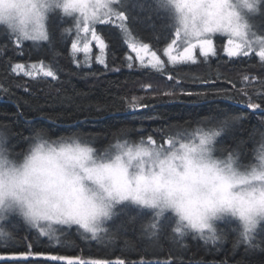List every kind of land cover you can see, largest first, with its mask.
Segmentation results:
<instances>
[{
  "label": "trees",
  "instance_id": "16d2710c",
  "mask_svg": "<svg viewBox=\"0 0 264 264\" xmlns=\"http://www.w3.org/2000/svg\"><path fill=\"white\" fill-rule=\"evenodd\" d=\"M123 10L129 17L127 30L121 32L113 25L102 33L108 44L107 68L95 62V55L90 59V67L87 64L78 67L74 63L73 20L62 16L59 10L49 15L47 28L52 43H45L42 48L34 47L31 41H24L18 47L14 37L9 39L7 31L0 29V132L8 134L9 147L15 146L14 152L22 154L27 143L13 133L30 137L36 129H44L52 139L88 138L98 152L104 153L125 140L129 143L140 137L146 140L152 134L162 143L178 132L191 134L214 127L222 118L241 115L238 127L222 133L217 146L231 149L243 141L241 160H250L255 147L250 137L262 128L260 121L264 118V111L247 108L251 102L261 104L264 109V66L258 58H229L221 47L215 56L200 57L196 64H167L162 73L134 64L129 68L127 35L161 55L173 39L174 28L170 12L157 7L153 0H128ZM259 17L258 28L264 36V3ZM41 61L56 70L57 80L42 75L33 79L23 72L12 71L17 63L28 66ZM169 76L178 83L167 79ZM245 76L247 80L243 79ZM148 78L153 82L150 86L153 90L138 93L139 102H133V91ZM166 84H182L184 90L174 95L155 91ZM189 92L205 93L206 98L196 103L195 96L187 95ZM225 93L231 98L225 99ZM133 104L140 107L133 109ZM150 215L131 205H121L118 215L107 225L109 230L130 217L136 219L127 223L110 242H85L81 239L83 233L77 234L73 229L61 236L60 244L46 237L37 239L34 232L25 231L26 226L18 216L11 215L0 221V229L12 231L15 239L6 247L0 246V256L28 251L44 255L30 257L28 261H0V264H67L46 261L44 257L50 255L80 257L89 264L94 260L114 264L118 259L125 264H264V251H246L245 244L236 243L239 231L234 229H240V225L230 218L216 225L218 231L226 234L225 238L206 242L194 233L174 240L175 219L171 214L166 215L170 219L161 221L162 228L152 237L144 232ZM257 236V242L264 248V231L258 228Z\"/></svg>",
  "mask_w": 264,
  "mask_h": 264
},
{
  "label": "clouds",
  "instance_id": "9594fccd",
  "mask_svg": "<svg viewBox=\"0 0 264 264\" xmlns=\"http://www.w3.org/2000/svg\"><path fill=\"white\" fill-rule=\"evenodd\" d=\"M157 7L166 9L172 16L174 32L179 30L181 38L195 41L197 33L227 20L222 15L231 12L232 20L248 26L244 12H259L264 0H153ZM68 0H0V29L22 36L39 26L47 27L49 15L59 10L62 16L74 19L78 12L65 11ZM223 34V28L218 29ZM225 118H222V120ZM8 136L0 132V210L4 215L18 216L30 223L33 216L47 224L69 213L95 212L97 227L106 228L118 215L121 205H131L151 214H171L179 224H186L184 210L198 211L206 216L212 228L226 218L236 221L241 229L243 219L238 210L221 207L224 178L231 179V194L237 199L259 197L264 185L240 183V177L222 164H214L215 156L201 158L198 153L191 156V164L183 158V149L177 144L172 149L161 150L159 160L139 167V161L129 165L127 157L110 149L98 153L79 136L66 139L49 137L44 129H36L20 157L13 155ZM120 157L127 168L126 174L119 171H104L108 166L116 169ZM160 161H163L161 163ZM254 163L259 165L261 161ZM240 171V170H237ZM127 181L139 187L141 200L120 199L116 188ZM139 181V184H138ZM49 218H52L50 221ZM256 227L264 224V212L255 216ZM199 235L198 233H196Z\"/></svg>",
  "mask_w": 264,
  "mask_h": 264
},
{
  "label": "snow or ice",
  "instance_id": "6c2138e0",
  "mask_svg": "<svg viewBox=\"0 0 264 264\" xmlns=\"http://www.w3.org/2000/svg\"><path fill=\"white\" fill-rule=\"evenodd\" d=\"M127 6V0H68V4L65 6V11L71 15L69 9L78 12V15L72 19L73 26L76 29L77 34H83L82 39L77 42L73 41L71 43V50L73 53H84L88 57L86 61L87 66H91L90 59L93 48V42H95L96 48L99 49V54L95 57V62L99 65H103L105 68L108 67L106 63V54L108 44H106V37L102 35L104 30L109 26H115L121 32L127 30V21L129 20L128 15H126L124 8ZM234 14L231 12H226L222 15V19L227 20L224 25L217 24L214 28H208L203 34L197 33V39L195 41H190L181 38V33L176 30L173 34L174 38L167 48L164 49V55L168 57V61L172 65L177 64H196L197 55L196 49H199L200 56L204 58H209L210 56L216 55V49L214 47L213 38L227 37V45L224 48L225 54L229 58L233 57H251L255 56L258 58L260 65L264 66V38L259 36H253L248 31V26L242 23L234 22L232 16ZM114 21H119V24H114ZM223 28V34L218 32V29ZM9 39L14 37L15 42L18 47L22 46V42L31 41L34 47L42 48L45 43L51 45V34L48 28L39 26L32 29L31 32L25 31L22 36H16L12 33L7 32ZM82 44V46H81ZM129 48L131 51L136 53V59L139 61V65L144 69H154L157 72L162 73L164 71V62L160 59L155 51H152L148 44L141 43L137 45L136 43H130ZM182 48V51L178 49ZM177 50V54L173 55V51ZM129 61L127 66L129 68L133 67L130 62L132 57L129 55L126 57ZM79 67V61H75ZM30 68L31 70H28ZM13 72H23L24 76L32 77L35 79L37 76L42 75L45 78H51L52 80H57V72L51 66H45L41 61L39 66L37 64H32L26 66L24 64L17 63L13 69ZM169 80L172 79L171 76L168 77ZM247 80L248 77L243 78ZM7 92V89H4ZM27 91V89H26ZM168 94V93H166ZM218 95L220 93H217ZM189 96H195L196 103H199L203 98H206L205 93H187ZM225 99H229L226 93L224 94ZM140 107L138 104H133L132 108L136 109ZM247 108L256 109L264 111L261 108V104L251 103L247 104ZM243 117L241 115L229 116L223 120L215 122L214 127L206 129H198L191 134L187 133H176L173 136H169L162 143H158L156 139L153 138L152 134H148L146 140L143 137L138 138V140L129 143L127 140L124 142H118L112 149L117 150L122 156L127 157L129 165L139 161V167L143 168L145 164L151 166L156 160H159L160 152L164 149H172L177 144L183 149V158L187 163L191 164V156L194 153H198L201 158L208 157L212 158L215 156L214 164L209 165L212 170H215V164H222L227 168L233 177L239 176L240 183H255L258 185H264V118H261V129L255 130L253 136L250 139L254 140L255 147L252 150V157L247 162H242L240 152L243 149V141L237 143L235 147L229 149L225 147L217 146V138L224 132H232L239 125ZM55 122V121H53ZM30 123V122H28ZM135 131V130H134ZM21 138L29 143L30 137H24L22 134ZM126 135V133H125ZM8 136V134H7ZM71 136H61L59 139H66ZM258 137V138H256ZM9 138V136H8ZM82 138V137H81ZM87 144L91 145V148L82 149V152H90L92 148V142L88 138H82ZM54 142L56 139H53ZM14 147L11 148L13 155L20 157L21 153H15ZM98 152V150L95 148ZM100 153V152H98ZM226 153V155H225ZM119 164L116 169H112L108 166L104 171H119L126 174L127 168L125 167L123 160L118 157ZM261 161L259 165V170L254 161ZM163 163V161H160ZM240 170V171H237ZM139 184V181H138ZM231 179L224 178L223 183V195L219 200L221 207L227 206L238 210L240 216L243 219V228L234 229V231H239V236L236 243L245 244L246 251H255L259 249L264 251L260 243L257 242V227L255 222V216L259 212H264V191L261 192L259 197L252 195L250 199H237L231 194ZM2 195V193H0ZM116 195L122 199L126 200L132 198L134 200H141L140 188L132 187L127 181H122L116 188ZM123 211V209H121ZM11 212L8 215H4L3 210H0V220H6L11 216ZM95 212H77L69 213L64 217H58L53 222L43 224L40 218L33 216L30 223L23 224L26 226L25 231L29 234L35 233L36 238L46 237L49 241L55 244H60L61 236L68 235L73 229L77 234L83 233L81 239L85 242L96 241L97 243H104L105 241H111L114 239L115 235L119 233L126 227V224L134 221L136 217H130L129 221L122 222L115 226L114 230H109V228L97 227L95 223ZM184 218L187 221L186 224H179L175 221L174 227H172V237L174 240L182 239L189 233H198L201 239L207 241H222L225 238V233L223 230L218 231L217 227L212 228L207 222L206 216L202 215L198 211H193L190 209L184 210ZM166 218L162 213L151 214L149 221L147 222V227L144 228L146 234L152 237L157 236V232L162 228L161 221ZM51 221L52 218H49ZM225 220V219H224ZM14 227H16L14 225ZM261 231H264V224L259 226ZM15 236L12 231H5L0 229V246H8V242L14 240ZM31 245H29V249ZM43 253H33L31 251L20 253L19 255H13L10 257L0 256V261L13 260L28 261L30 257H40ZM46 261H66L67 264H89L88 261L81 259L80 257H69V256H57L50 255L45 256ZM90 264H111L109 261L94 260ZM114 264H125L124 260L118 259Z\"/></svg>",
  "mask_w": 264,
  "mask_h": 264
},
{
  "label": "rangeland",
  "instance_id": "374dc122",
  "mask_svg": "<svg viewBox=\"0 0 264 264\" xmlns=\"http://www.w3.org/2000/svg\"><path fill=\"white\" fill-rule=\"evenodd\" d=\"M128 1V0H127ZM260 7H261V4L259 5V9H260ZM243 15H244V19H245V22L247 23V25H248V31H249V33L251 34V35H253V36H259V37H262V38H264V36H262L261 35V33H260V31H259V28L258 27H260L261 25L259 24V22H260V10H259V12L258 13H252V12H244L243 13ZM114 23H120L119 21H114ZM73 31H74V36H73V41H77V42H79L81 39H82V36H83V34L81 33V34H77V32H76V29H75V27L73 26ZM127 37V44L129 45L130 43H136L137 45H139V44H141L140 42H138V41H136L134 38H132L131 36H129V35H127L126 36ZM173 38H174V36H173ZM72 41V42H73ZM171 43V41L168 43V45ZM213 43H214V47H215V49H216V53H217V50H218V48H223V52L225 53V51H224V48H225V46L227 45V37H220V36H217V37H214L213 38ZM168 45L165 47V48H167L168 47ZM81 46H82V44H81ZM128 48H129V46H128ZM164 48V49H165ZM129 50H130V52L128 53V55L127 56H131L132 57V60L130 61L132 64H134L135 66L136 65H139V61L136 59V53H134V52H132L131 51V48H129ZM152 50V49H151ZM179 51H182V48H180V49H178ZM153 51V50H152ZM74 55H75V59H76V61H79V64H82V65H86V61H88V57L84 54V53H73ZM99 54V49L98 48H96V46H95V42H93V48H92V53H91V57L93 56V55H95V57H96V55H98ZM175 54H177V50H174L173 51V55H175ZM157 55L160 57V59L164 62V68L166 67V65L167 64H170V65H172L169 61H168V57L166 56V55H164V50H163V52H162V54L160 55V54H158L157 53ZM196 55H197V61L199 60V58L200 57H202V56H200V54H199V49L197 48L196 49ZM126 56V57H127ZM210 57H212V56H210ZM204 58V57H203ZM90 62V61H89ZM126 62L127 63H129V61L126 59ZM32 64H37L38 66H39V63H31V64H29L28 66H30V65H32ZM28 70H31L30 68H28ZM168 79V78H167ZM172 79H174V77L172 78ZM176 82H177V80L176 79H174ZM178 83V82H177ZM153 84V82H152V80H150L149 78L148 79H146V81H142V82H140V84H139V86H142V87H137L138 88V90H140V91H138V90H134L133 91V102H139V95H137L138 93L139 94H142V92L143 91H146L147 89H149V90H153V89H151V85ZM160 84H162V81L160 82ZM159 85V84H158ZM157 85V86H158ZM182 90H184V86L182 85V84H178V85H175V84H173V85H168V84H166L165 86H162L161 87V89H158V90H156L155 89V91H160V92H162V93H168V95H174L176 92H179V91H182ZM132 94V93H131ZM1 221V220H0Z\"/></svg>",
  "mask_w": 264,
  "mask_h": 264
},
{
  "label": "water",
  "instance_id": "95a60500",
  "mask_svg": "<svg viewBox=\"0 0 264 264\" xmlns=\"http://www.w3.org/2000/svg\"><path fill=\"white\" fill-rule=\"evenodd\" d=\"M14 254H11V255H4L5 257H10V256H13Z\"/></svg>",
  "mask_w": 264,
  "mask_h": 264
}]
</instances>
